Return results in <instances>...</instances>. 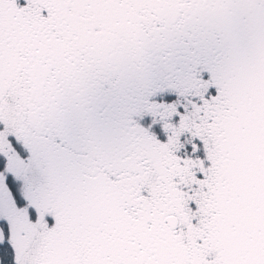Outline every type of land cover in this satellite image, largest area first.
Wrapping results in <instances>:
<instances>
[{
  "label": "snow or ice",
  "instance_id": "obj_1",
  "mask_svg": "<svg viewBox=\"0 0 264 264\" xmlns=\"http://www.w3.org/2000/svg\"><path fill=\"white\" fill-rule=\"evenodd\" d=\"M0 264H264V0H0Z\"/></svg>",
  "mask_w": 264,
  "mask_h": 264
}]
</instances>
